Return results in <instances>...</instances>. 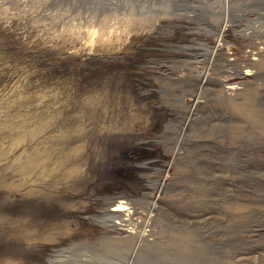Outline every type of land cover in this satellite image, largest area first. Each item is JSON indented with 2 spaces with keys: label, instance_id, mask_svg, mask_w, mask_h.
<instances>
[{
  "label": "rangeland",
  "instance_id": "1",
  "mask_svg": "<svg viewBox=\"0 0 264 264\" xmlns=\"http://www.w3.org/2000/svg\"><path fill=\"white\" fill-rule=\"evenodd\" d=\"M263 15L0 0V264H264Z\"/></svg>",
  "mask_w": 264,
  "mask_h": 264
},
{
  "label": "bare ground",
  "instance_id": "2",
  "mask_svg": "<svg viewBox=\"0 0 264 264\" xmlns=\"http://www.w3.org/2000/svg\"><path fill=\"white\" fill-rule=\"evenodd\" d=\"M262 17L264 18V15H263ZM225 21H226V20H225ZM217 49H218V47H216V50H217ZM219 52H220V51H219ZM43 87H44V86H43ZM50 89H51V88H50ZM45 90H46V89H45ZM54 90H55V89H54ZM55 93H56V92H55ZM55 93H53V94H55ZM36 94H37V93H36ZM49 95H50V94H49ZM36 96H37V95H36ZM39 96H40V94H39ZM52 97H53V96H52ZM54 97H55V96H54ZM54 97H53V98H54ZM39 99H40V98H39ZM195 99H196V98H195ZM36 100H37V99H36ZM48 101H49V100H48ZM105 101H106V100H105ZM194 101H195V100H194ZM33 102H34V101H33ZM46 102H47V101H46ZM190 102H191V101H190ZM41 103H42V102H41ZM41 103H40V104H41ZM107 103H108V101H107ZM193 103H194V102H193ZM58 104H59V103H58ZM64 104H65V103H64ZM111 104H112V103H111ZM62 105H63V104H62ZM102 105H103V104H102ZM102 105H101V106H102ZM104 105H105V104H104ZM104 105H103V106H104ZM108 105H109V104H108ZM32 106H33V105H32ZM34 106H35V105H34ZM57 106H58V105H57ZM37 107H38V106H37ZM48 107H49V106H48ZM96 107H97V106H96ZM96 107H95V108H96ZM32 108H34V107H32ZM35 108H36V107H35ZM41 108H42V107H41ZM107 108H108V107H107ZM119 109H120V108H119ZM124 109H125V108H124ZM49 110H50V109H49ZM97 110H98V108H97ZM117 110H118V109H117ZM96 112H97V111H96ZM119 112H121V111H119ZM44 113H45V112H44ZM97 114H98V113H97ZM103 114H104V113H103ZM161 114H162V113H161ZM185 114H186V113H185ZM50 115H51V114H50ZM52 115H53V114H52ZM108 115H109V114H108ZM119 115H120V114H119ZM119 115H118V116H119ZM45 116H47V115H45ZM98 116H99V115H98ZM103 116H104V115H103ZM103 116H102V117H103ZM109 116H110V115H109ZM116 116H117V115H116ZM120 116H121V115H120ZM60 117H61V116H60ZM107 117H108V116H107ZM112 117H113V116H112ZM95 118H96V117H95ZM104 118H105V117H103V119H104ZM117 118H118V117H117ZM127 118H128V117H127ZM131 118H132V117H131ZM99 119H100V118H99ZM109 119H110V118H109ZM111 119H112V118H111ZM101 120H102V119H101ZM115 120H116V118H115ZM121 120H122V119H121ZM156 120H157V119H156ZM104 121H105V120H104ZM106 121H107V119H106ZM124 121H126V120H124ZM124 121H123V122H124ZM129 121H130V120H129ZM134 121H135V120H134ZM92 122H93V121H92ZM101 122H102V121H101ZM48 123H50V122H48ZM107 123H108V122H106V124H107ZM120 123H121V122H120ZM120 123L118 124L119 127L122 126V124H121V126H120ZM138 123H139V122H138ZM55 124H56V123H55ZM91 124H92V123H91ZM101 124H102V123H101ZM111 124H114V123H111ZM260 124H261V123H260ZM43 125H44V124H43ZM88 125H89V124H88ZM99 125H100V124H99ZM99 125H98V126H99ZM126 125H127V124H126ZM135 125H137V124H135ZM118 126H117V128H118ZM124 126H125V125H124ZM124 126H123V131H124V132H125V130H128V129L130 130V129H131V128H125V129H124ZM81 127H82V126H81ZM89 127H91V126L89 125ZM95 127H96V126H95ZM128 127H129V126H128ZM133 127H134V126H133ZM135 127H136V126H135ZM137 127H138V126H137ZM87 128H88V127H87ZM105 128H106V127H105ZM105 128H104V129H105ZM113 128H114V126H113ZM115 128H116V127H115ZM139 128H141V127L139 126ZM139 128H138V129H139ZM92 129H93V128H92ZM99 129H100V128H99ZM106 129H107V128H106ZM119 129H120V128H118V129H114V130L117 131V130H119ZM141 129H142V128H141ZM83 130H84V129H83ZM94 130H96V129L94 128ZM109 130H110V127H109ZM132 130H133V128H132ZM132 130H131V131H132ZM89 131H90V130H89ZM103 131H104V130H103ZM112 131H113V130H112ZM123 131H122V132H123ZM131 131H130V132H131ZM37 132H38V131H37ZM42 132H43V131H42ZM44 132H45V131H44ZM69 132H70V131H69ZM69 132H68V133H69ZM91 132L93 133V131H91ZM96 132H97V131H96ZM127 132H128V131H127ZM65 133H67V132H65ZM78 133H79V132H78ZM103 133H104V132H103ZM109 133H111V132H109ZM134 133H136V132H134ZM37 134H38V133H37ZM69 134H70V133H69ZM71 134H72V133H71ZM76 134H77V133H76ZM93 134H94V133H93ZM104 134H105V133H104ZM119 134H121V133H119ZM139 134H141V133H139ZM32 135H33V134H32ZM72 135H73V134H72ZM78 135H79V134H78ZM84 135H85V134H84ZM89 135H91V134H89ZM95 135H96V133H95ZM111 135H112V134H111ZM127 135H128V134H127ZM141 135H143V134H141ZM37 136H38V135H37ZM44 136H45V135H44ZM66 136H67V134L63 135V133H62V135H59L58 137L56 136V137H57V140L60 141L59 144H61V145H68V144H66V143H68V142H69V143H70V142L73 143V141H74L75 139H78V138H74V137H72V138H71V137L67 138ZM85 136H87V134H86ZM91 136H92V135H91ZM93 136H94V135H93ZM99 136H100V135H99ZM101 136H102V135H101ZM103 136H105V135H103ZM106 136H107V134H106ZM108 136H109V134H108ZM113 136H114V135H113ZM125 136H126V134H125ZM128 136H129V135H128ZM75 137H78V136H75ZM88 137H89V136H88ZM114 137H116V136H114ZM134 137H136V135H135ZM138 137L140 138V137H143V136H138ZM138 137H137V138H138ZM80 138H81V141H80V143L78 144V145H79V148H80V147L88 146L87 143H89V141H88V142H85V140H84L85 137H84V136H81ZM92 138H93V137H91V139H92ZM109 138H110V137H109ZM111 138H112V137H111ZM144 138H145V137H144ZM104 139H105V138H104ZM107 139H108V138H107ZM51 140H52V139H51ZM78 140H79V139H78ZM87 140H89V139H87ZM113 140H114V139H113ZM133 140H134V139H133ZM91 141H92V140H91ZM102 141H103V140H102ZM114 141H115V140H114ZM74 142H76V141H74ZM100 142H101V141H100ZM109 142H110V140H109ZM142 143H143V142H142ZM74 144L77 146L76 143H74ZM89 144H90V143H89ZM97 144H98V143H97ZM101 144H102V143H101ZM35 145H36V144H35ZM35 145H34V146H35ZM42 145H43V144H42ZM92 145H93V142H92ZM104 145H105V143H104ZM70 146H71V145H70ZM45 147H46V146H45ZM45 147H44V149H45ZM65 148H66V147H65ZM68 148H69V147H68ZM86 148H87V147H86ZM74 149H75V148H74ZM36 150H37V149H36ZM68 150H70V149H68ZM96 150H97V149H96ZM50 151H51V150H50ZM37 152H38V151H37ZM37 152H36V153H37ZM40 152H41V151H40ZM40 152H39V153H40ZM66 152H68V151L66 150ZM50 153H52V152H50ZM83 153H84V152H83ZM40 154H41V153H40ZM43 154H44V153H43ZM43 154H41V157H42ZM47 154H48V152H47ZM52 154H53V153H52ZM60 154H61V153H60ZM63 154H65V151L63 152ZM36 155L39 156V154H36ZM44 156H45V155H44ZM51 156H52V155H51ZM47 157H48V156H47ZM53 157H54V156H53ZM81 157H83V156H81ZM81 157H80V158H81ZM36 158H37V157H36ZM49 158H50V157H49ZM44 160H45V159H44ZM48 162H49V161H48ZM44 166H45V165H44ZM153 166H155V165H153ZM34 169H35V168H34ZM36 170H37V169H36ZM33 173H34V172H33ZM33 175H34V174H33ZM36 175H37V174H36ZM124 190H125V189H124ZM127 199H128V198H127ZM130 201H131V200H130ZM123 202H124V201H123ZM147 202H148V201H147ZM156 205H157V202H156V201H154V202H150V203H149V208H150V209H153V211H154V210H155L154 207H155ZM145 206H146V205H145ZM142 208H143V207H142ZM115 209H116V208H115ZM122 209H126V208H125V207H124V208L120 207V208H117L116 210H120V211H122ZM143 209H144V208H143ZM150 209H149V210H150ZM120 211H118V213H120ZM153 211H152V212H153ZM115 214H117V213H115ZM117 215L120 216L119 214H117ZM203 215H204V213H203ZM203 215H202V216H203ZM107 216H108V215H107ZM113 216H114V215H113ZM119 218H120V217H119ZM125 219H127V218H125ZM109 220H110V218H109ZM122 221L124 222V220H122ZM123 222H121L120 220H117V223H120V224L122 223V224H123ZM117 225H118V224H117ZM180 235H181V234H180ZM176 236H177V235H176ZM191 236H192V235H191ZM180 239H181V238H180ZM185 242H186V241H185ZM186 246H187V245H186ZM146 248H147V247H146ZM196 254H197V253H196ZM195 256H196V255H195ZM202 256H203V255H202ZM210 256H211V255H210ZM198 257H199V256H198Z\"/></svg>",
  "mask_w": 264,
  "mask_h": 264
}]
</instances>
